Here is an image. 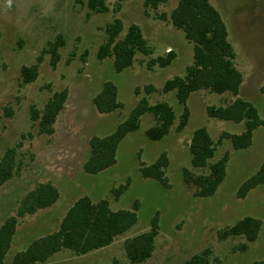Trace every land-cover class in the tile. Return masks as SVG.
Here are the masks:
<instances>
[{
	"label": "rangeland",
	"instance_id": "obj_1",
	"mask_svg": "<svg viewBox=\"0 0 264 264\" xmlns=\"http://www.w3.org/2000/svg\"><path fill=\"white\" fill-rule=\"evenodd\" d=\"M87 0H0V155L12 146L20 145V170L11 180L0 186V225L14 213L17 202L36 183L50 182L59 193V200L51 207L21 220L4 264H11L12 256L24 250L33 240L54 231L67 209L81 196L92 201L106 198L112 210H131L138 204V221L126 237L139 234L149 227L157 214L159 233L154 251L143 264H183L190 256L210 248L221 264H252L264 260V186L250 191L244 199L236 192L264 161V128L253 134L248 149L233 151L228 142L218 147L217 155L229 152L226 177L216 193L209 198H194L184 186L181 171L190 167L188 142L192 132L206 127L216 140L221 132L239 134L243 127L232 122L208 119L207 105L219 106L231 102V95H216L205 91L193 93L188 99L190 118L187 126L176 132L173 128L164 139L151 142L144 132L153 124L151 115L141 118L140 127L119 144L116 163L96 175L86 174L82 164L88 154L92 136L111 134L143 96V88L151 85L157 90L163 83L182 75L191 62L192 47L182 33L171 25L144 15L140 0H125L117 14L112 12L116 0H105L109 12H90ZM224 20L228 39L236 53L235 64L243 76L238 97L251 102L260 117H264V0H209ZM177 0H169L159 7V13L169 14ZM124 27L134 23L142 31L153 56L169 50L176 53L173 63L163 69L148 70L145 58L137 56L133 66L121 73L113 69L112 60L99 61L98 48L104 41V27L113 18ZM63 40L58 60L51 65L48 49L57 37ZM38 62L36 79L23 84L21 68ZM104 82L117 87L118 101L123 109L99 114L92 104ZM138 88L140 95L134 94ZM66 90L67 100L59 114L51 136L38 134L30 121V109H42L56 92ZM150 103L166 101L178 118L181 107L174 93L154 92ZM165 152L168 157L166 177L169 188L158 182L143 179L138 171L140 163L151 164ZM118 198L111 191L125 185ZM262 221L257 240L247 251L232 252L238 240L219 241L217 231L243 217ZM117 239L105 249L74 256L61 252L45 264H129L123 241Z\"/></svg>",
	"mask_w": 264,
	"mask_h": 264
},
{
	"label": "trees",
	"instance_id": "obj_2",
	"mask_svg": "<svg viewBox=\"0 0 264 264\" xmlns=\"http://www.w3.org/2000/svg\"><path fill=\"white\" fill-rule=\"evenodd\" d=\"M124 1L116 0L112 9L114 14L119 12ZM140 1L146 17L152 13L154 20L167 23L182 33L192 47L191 62L182 75L167 79L159 90L151 85L145 86L143 96L111 134L104 137L92 136L88 142V154L82 170L86 174L96 175L112 167L116 163L119 144L127 135L139 129L144 115H151L154 121L144 135L147 140L157 142L167 137L173 128L176 132H181L187 126L190 118L188 99L193 93L205 91L216 95L227 94L234 99L219 106L207 105L205 115L208 119L240 124L242 131L239 134L223 131L214 140L206 127L195 129L188 142L190 167H184L181 171L182 182L194 198L212 197L226 177L229 161L228 151L215 158L218 147L228 142L233 151L248 149L254 132L264 128V117H260L251 102L238 97L243 76L235 64L236 53L228 39L226 24L209 0H177L169 14L159 13V7L169 0ZM85 5L95 14L109 12L105 0H87ZM103 31L104 41L98 48L96 58L99 61L111 59L116 73L131 68L137 56L145 58L144 65L148 70L166 68L176 58V53L172 50L153 56L155 49L149 45L137 24L131 23L124 27L123 22L114 17L105 25ZM62 46L63 40L58 36L44 50L51 55L52 66L56 64L58 49ZM39 60L40 57L35 64L21 68L23 84H29L36 79ZM154 92L174 93L176 102L181 107L178 118L166 101L149 102L148 96ZM260 93L264 95V86L260 88ZM134 94L140 95L138 88H135ZM117 95V87L111 82H104L100 91L92 97V104L99 114L122 110L123 104L118 101ZM66 100L67 91L62 90L54 93L42 109L31 107L30 121L37 127L38 134L53 135V126ZM19 147V144L9 147L0 155V186L11 180L20 170ZM168 164L167 154L162 152L153 163H140L138 171L143 179L156 181L167 189L169 184L165 173ZM128 182L112 190V195L118 198L127 189ZM260 186H264V161L241 184L236 197L244 199L250 191ZM59 197L60 193L54 185L42 182L36 183L17 202L14 213L0 225V264H4L21 220L51 207ZM137 210V203L131 210H112L106 198L92 201L86 195L81 196L67 209L54 231L33 240L24 250L16 252L12 256L11 264H45L61 252L84 256L105 249L117 239L126 237L129 230L136 225ZM262 224L260 219L246 216L218 230L217 239H239L232 252L243 253L257 240ZM158 233V216L155 214L147 230L124 239L123 250L129 264H143L150 259ZM183 264H221V261L210 248H205L190 256ZM252 264H264V260H256Z\"/></svg>",
	"mask_w": 264,
	"mask_h": 264
}]
</instances>
